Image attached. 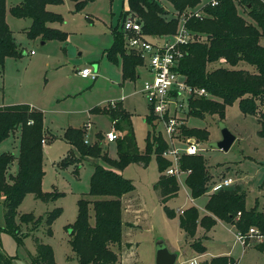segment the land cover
<instances>
[{
    "label": "rangeland",
    "instance_id": "374dc122",
    "mask_svg": "<svg viewBox=\"0 0 264 264\" xmlns=\"http://www.w3.org/2000/svg\"><path fill=\"white\" fill-rule=\"evenodd\" d=\"M159 1L164 10L173 12L167 0ZM13 5L14 0H6L5 19L18 49L23 53L18 59H6L0 68V106L3 103L7 105L29 101L27 103H34L43 109L44 124L56 139L45 146V142L42 144L45 155L41 191H55L63 195L54 202H42L32 194L26 195L17 208L16 223L19 224V216L23 214L41 218L40 223L19 224L20 243L10 233L0 230V252L12 258L13 264H28L29 256H35V236L52 248L56 264H77L76 256L69 246L67 227L74 224L77 218V202L80 198L89 201L97 198L87 195L93 171L90 161L82 163L78 176L72 173L73 169L57 166L71 153L77 155L76 151L70 150L66 145L63 129L86 124V138L90 142L98 132L104 136L114 132L107 115L94 114L90 110L105 106L112 109L109 104L117 103L122 97V108L130 116V127L140 153L145 151L147 132L154 129V133L160 135V129L152 116V124L144 121L150 113L137 80L122 85L119 65L108 62L103 54V50L112 43L111 30L120 24V14L124 15V0H114L111 4L109 0H94L80 11H75L72 0H62L59 5H48L47 10L62 18V23H53L50 27L66 33L67 38L64 43L46 41L43 45L40 39L31 41L26 37L25 31L30 20L12 17L9 9ZM238 12L245 17L241 9ZM259 44L264 47V37ZM30 51H33V55H30ZM83 68L94 70L97 73L96 80L81 79L76 73ZM237 69L252 71V67L244 63L239 64ZM138 73L141 77L145 74L141 69ZM184 122L182 127L206 130L208 138L199 142L179 133L176 145L189 140L198 142L200 151L197 156L203 158L210 185L224 178H231L235 183L233 187H239L245 195L244 208L249 210L256 207L264 220V139L258 135V117L242 114L238 103L234 102L225 107L223 119L217 115L203 118L187 116ZM220 124L234 136V141L226 152L213 146L222 139ZM18 136L15 131L0 143V154L11 153L17 157ZM119 136L120 134L118 138ZM116 142L108 143L102 138V148L113 161L117 160ZM96 164L102 165L99 159ZM15 169L14 161L9 172ZM120 174L130 180L134 187L121 200L122 241L132 243L133 246L130 250L125 249L126 246L120 248L122 243L110 246L118 255L117 264H155V250L159 241L164 243L168 251L169 248L174 249L173 254L177 256L175 264H183L194 258L196 264H205L206 261L209 263L212 259L225 257L233 258L236 264H264V240L247 237V231L242 234L246 237L245 246H241L236 240L238 232L233 225L221 221H216L208 232L203 229L200 218L204 216V203L213 193H208L207 190L200 198L192 199L183 175L176 177L179 186L176 196L166 202V206L174 213V218H168L157 192L153 190L159 176L154 155H151L146 167L130 164ZM191 206L199 214L194 239H199L206 247L207 255L204 257H199L191 249L192 241L178 229L179 211ZM56 208L61 209V214L51 224L52 235L48 236L44 220ZM90 216V223L93 224L91 207ZM238 218L236 215L235 220ZM3 226L4 208L0 197V228ZM235 263L232 260V264Z\"/></svg>",
    "mask_w": 264,
    "mask_h": 264
},
{
    "label": "trees",
    "instance_id": "16d2710c",
    "mask_svg": "<svg viewBox=\"0 0 264 264\" xmlns=\"http://www.w3.org/2000/svg\"><path fill=\"white\" fill-rule=\"evenodd\" d=\"M75 11H80L94 0H72ZM114 0H109L110 4ZM173 12L182 13L187 9H199L202 16L187 21V29L197 40L186 48V55L179 63L178 72L186 78V82L196 88L204 89L206 97L193 98L189 101L188 117L203 118L217 115L223 119L226 106L238 103L244 115L258 117L259 137L264 139V47L259 41L264 37V0H217L215 6L203 0H167ZM62 0H21L10 7L9 13L17 19H29L26 37L33 41H66V33L51 28L53 23H62L60 15L46 9L48 5H59ZM125 7L136 15L142 31L152 37L172 35L175 33L178 20L172 12L162 8L156 0H124ZM238 9L242 10L243 17ZM6 0H0V68L7 58L22 57L12 33L6 23ZM125 14L121 15L122 19ZM121 19V20H122ZM111 46L104 50V57L114 65L120 63L123 81H136L138 68L142 61L139 56L130 53L124 46L123 33L118 24L111 30ZM252 67V71L237 69L239 64ZM112 109L108 106L93 108L94 114L107 115L113 128L120 134L117 138V160H111L102 148V136L96 134L90 144L84 143L85 130L67 128L63 139L76 151L71 153L57 166L73 167L72 173L78 171L86 158L99 159L101 164H93L89 181V196L97 198L89 201L80 198L77 202V218L69 225V246L76 256L77 264H117L118 255L110 248L120 245L122 241V208L123 196L133 191L130 180L121 176L120 172L130 164L146 167L151 155H154L159 173L153 190L157 192L159 201L168 218H174L172 210L166 202L174 198L179 190L175 176L163 173L169 162L162 157L166 148L163 138L154 129L147 132L145 151L140 153L130 127V116L120 103ZM151 115L145 122L152 124ZM19 131L18 155L0 154V197L4 208V226L0 230L10 233L18 243L20 240L19 224L40 223L41 218L32 214L19 216L16 223L17 208L28 194L42 202H54L62 193L55 191L43 193L41 182L44 176L42 142L46 135L43 129V115L28 105L0 107V143ZM122 133V134H121ZM185 137H192L199 142L208 138V132L197 128L182 127ZM45 142V141H44ZM16 162L15 174L9 168ZM179 169L189 171L184 183L192 199H198L209 188L210 177L201 156L182 157ZM244 193L239 187L220 190L210 195L204 205L205 214L200 224L208 232L216 221L233 225L238 233L245 234L254 227L264 232V220L256 207L244 208ZM90 207L93 213V224L90 223ZM238 220H235L237 214ZM61 214V209L50 211L44 220L46 234L52 235L51 224ZM199 214L194 206L185 209L177 219L178 228L187 238L194 239ZM35 256H29L28 264H56L52 248L43 244L38 237H33ZM191 248L198 254L205 251L202 242L194 240ZM232 264L231 258L212 259L208 264ZM0 264H13L12 258L0 252Z\"/></svg>",
    "mask_w": 264,
    "mask_h": 264
},
{
    "label": "built area",
    "instance_id": "2783aa9c",
    "mask_svg": "<svg viewBox=\"0 0 264 264\" xmlns=\"http://www.w3.org/2000/svg\"><path fill=\"white\" fill-rule=\"evenodd\" d=\"M207 2L211 6L217 4V0ZM124 14L119 24L123 33L124 46L128 52L136 54L142 61L138 70H143L145 74L143 77L139 73L137 75L140 93L145 99L150 115L157 121L160 135L166 143L162 157L169 162V166L164 174L177 178L180 175H187L189 171L184 172L179 169L180 159L184 156H197L200 144L191 140L181 142L179 145H176V142L188 116L189 101L193 98L206 97L207 93L204 89L190 86L186 78L178 72V66L186 55L185 48L197 40L187 29L186 23L190 19H200L202 12L198 8L187 9L182 13L172 12V17L178 20L175 33L157 37L145 34L138 22L139 19L129 10L125 9ZM30 55H33V51ZM78 74L91 81L97 78L96 72L91 68H83ZM109 105L114 107L115 102ZM104 138L106 142L112 143L117 140L118 135L116 132H109ZM84 143L88 144V140L84 139ZM234 184L231 178H224L212 185L209 183L208 193L230 189ZM182 212L180 210L179 214ZM239 215L238 213L237 216ZM247 237L264 240V233L251 227L248 229ZM245 239L246 237L241 233H236V240L241 246H245ZM183 264H196V262L190 260Z\"/></svg>",
    "mask_w": 264,
    "mask_h": 264
},
{
    "label": "crops",
    "instance_id": "0c3cea01",
    "mask_svg": "<svg viewBox=\"0 0 264 264\" xmlns=\"http://www.w3.org/2000/svg\"><path fill=\"white\" fill-rule=\"evenodd\" d=\"M20 1L21 0H14V2H15V4H18V3H20ZM47 8V7H46ZM31 23V22H30ZM29 26H30V24H29ZM42 45L44 44V43H41ZM111 46V45H110ZM109 46V47H110ZM108 47V48H109ZM107 49V48H106ZM105 50V49H104ZM104 50H103V52H104ZM31 52V51H30ZM8 59V58H7ZM9 59H14V58H9ZM119 65V67H120V72H121V66H120V63L118 64ZM118 65H116V66H118ZM80 71V70H79ZM79 71H77V75L81 78V79H85V78H82L79 74H78V72ZM97 74V73H96ZM121 79H122V77H121ZM125 82H128V81H123L122 80V85H124V83ZM125 98V97H124ZM122 100H123V97H122V99L120 100V101H116V102H118V103H120L121 104V106H123L122 105ZM22 103H9V104H7V105H5L4 103H3V105L2 106H0V107H5V106H15V105H22V104H25V105H28L31 109H34V110H37V111H40L41 113H42V115H43V129H44V131H45V135H46V137H45V144L43 145V146H45L46 144H49V143H52L55 139H56V136L55 135H53L50 131H49V128L48 127H46L45 126V124H44V121H45V117H44V112H43V109H41L38 105H36V104H34V103H27V102H29V101H21ZM90 112H91V110H90ZM89 112V113H90ZM69 127H71V126H69ZM69 127H66L65 129H63V133L65 132V130L67 129V128H69ZM111 127L113 128V123H111ZM71 128H82V129H84L85 130V138L84 139H86L87 140V136H86V132H87V125L86 124H84V125H81V126H77V127H71ZM114 129V128H113ZM17 132H18V135H19V131L17 130ZM114 132H116L115 130H114ZM96 134H101V133H96ZM96 134H95V136H96ZM116 134L117 135H119V133L118 132H116ZM102 135V137H103V141H105V136L103 135V134H101ZM93 139H95V137L93 138ZM17 140H18V148H19V136H18V138H17ZM65 141V140H64ZM65 143H66V145L70 148V150H74L66 141H65ZM91 142L90 141H88V144H90ZM103 144V143H102ZM44 155H45V152H44V149H43V158H44ZM85 161H90L91 162V164H92V166H93V164H96V161H97V159H93V158H86L83 162H85ZM13 164V163H12ZM11 164V165H12ZM43 164H44V160H43ZM82 166V165H81ZM11 167V166H10ZM67 168H69V169H73V167H67ZM81 168V167H80ZM16 170H17V165H16V169H15V171H13V172H9L10 174H15V172H16ZM43 170H44V167H43ZM185 177H186V175H183V178L185 179ZM207 201V200H206ZM206 203V202H205ZM204 203V204H205ZM184 211V210H183ZM204 214H205V211H204ZM219 221V220H218ZM224 223V222H223ZM178 225V224H177ZM179 229V228H178ZM179 231H180V229H179ZM196 235V234H195ZM195 238V237H194ZM192 242L195 240H198V239H190ZM190 241V242H191ZM191 242V243H192ZM122 243V245L120 246V248L123 246V247H125L126 246V248L125 249H131L132 248V243H129V242H121ZM191 243H190V245H191ZM167 246L169 247V245L167 244ZM204 246V245H203ZM191 247V246H190ZM205 247V246H204ZM192 249V248H191ZM193 250V249H192ZM194 251V250H193ZM169 252H175L174 251V249H172L171 248V250H170V248H169ZM195 252V251H194ZM196 253V252H195ZM198 254V253H197ZM227 254H229V253H227ZM207 255V252H206V247H205V251H204V253H202V254H199V257H204V256H206ZM229 258H231V257H229ZM233 261H234V263H235V260L233 259V258H231ZM193 260H195V258L193 259ZM196 262V261H195ZM205 264H208V262L206 261L205 262ZM236 264V263H235Z\"/></svg>",
    "mask_w": 264,
    "mask_h": 264
},
{
    "label": "water",
    "instance_id": "95a60500",
    "mask_svg": "<svg viewBox=\"0 0 264 264\" xmlns=\"http://www.w3.org/2000/svg\"><path fill=\"white\" fill-rule=\"evenodd\" d=\"M220 132L222 139L213 146L224 152L228 151L234 141V136L226 129L223 124H220ZM177 256L173 252H169L164 243L159 241L155 250V264H175Z\"/></svg>",
    "mask_w": 264,
    "mask_h": 264
}]
</instances>
